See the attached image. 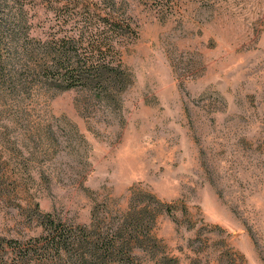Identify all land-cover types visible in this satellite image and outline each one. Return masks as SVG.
<instances>
[{"label": "rangeland", "instance_id": "1", "mask_svg": "<svg viewBox=\"0 0 264 264\" xmlns=\"http://www.w3.org/2000/svg\"><path fill=\"white\" fill-rule=\"evenodd\" d=\"M157 2L33 0L41 39L126 18L128 78L108 99L0 92V237L38 235L36 207L88 224L159 202L141 264H264V0Z\"/></svg>", "mask_w": 264, "mask_h": 264}, {"label": "trees", "instance_id": "2", "mask_svg": "<svg viewBox=\"0 0 264 264\" xmlns=\"http://www.w3.org/2000/svg\"><path fill=\"white\" fill-rule=\"evenodd\" d=\"M40 1L48 6L57 2ZM184 1L188 0H158L157 5L161 11H172L181 9ZM199 1L213 7L227 0ZM32 2L0 0V92L76 89L108 99L125 88L128 74L120 42L130 26L126 18L106 12L86 30L47 33L41 39L32 33L34 21L28 16ZM76 2L59 0L58 7ZM143 197L154 199L151 194ZM149 203H134L116 218L93 210L88 224H72L36 207L33 221L40 233L23 239L0 237V264H141L136 250L144 251L154 241L151 228L159 204L152 208ZM169 260L163 255L155 264Z\"/></svg>", "mask_w": 264, "mask_h": 264}]
</instances>
